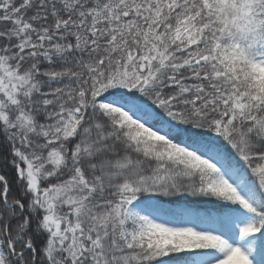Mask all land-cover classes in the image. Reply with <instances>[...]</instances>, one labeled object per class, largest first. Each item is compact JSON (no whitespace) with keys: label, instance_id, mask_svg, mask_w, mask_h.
<instances>
[{"label":"trees","instance_id":"16d2710c","mask_svg":"<svg viewBox=\"0 0 264 264\" xmlns=\"http://www.w3.org/2000/svg\"><path fill=\"white\" fill-rule=\"evenodd\" d=\"M261 61L264 0H0V75L25 83L0 95L2 264H193L148 253L140 215L264 227Z\"/></svg>","mask_w":264,"mask_h":264},{"label":"rangeland","instance_id":"374dc122","mask_svg":"<svg viewBox=\"0 0 264 264\" xmlns=\"http://www.w3.org/2000/svg\"><path fill=\"white\" fill-rule=\"evenodd\" d=\"M253 66L255 69L264 70V61L255 62ZM24 85L23 76L13 73L3 64L0 95L9 98L8 87L19 88ZM111 109L120 113L123 119L129 118L123 109L117 107ZM145 135L156 139L162 138L160 134L146 129ZM178 152L183 159L211 173L212 187L221 196V200L227 201L226 197H231L234 193L237 196L234 203L244 204L242 200L247 198V194L236 188V181H239L240 177L235 176L233 168L223 170L220 165L215 166L208 159L198 157L189 151L181 149ZM51 160L53 165H57L61 160L60 153L52 151ZM135 220L136 226L132 233L137 237L149 238L147 251L153 256L187 251L195 253L193 264H264V235H261L264 227L247 224L245 219L237 218L228 222L231 234L221 232L217 225L209 227L207 223L198 227L192 222L184 227H169L155 216L140 215L135 217Z\"/></svg>","mask_w":264,"mask_h":264}]
</instances>
